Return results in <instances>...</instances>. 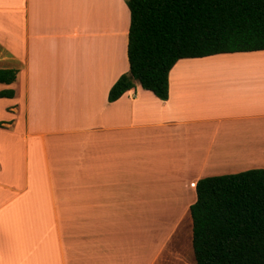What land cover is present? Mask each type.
Instances as JSON below:
<instances>
[{
  "label": "crops",
  "instance_id": "obj_1",
  "mask_svg": "<svg viewBox=\"0 0 264 264\" xmlns=\"http://www.w3.org/2000/svg\"><path fill=\"white\" fill-rule=\"evenodd\" d=\"M129 22L125 0H0V264H143L152 214L145 264H191L197 180L264 168V50L179 59L166 100L136 81L110 102Z\"/></svg>",
  "mask_w": 264,
  "mask_h": 264
},
{
  "label": "trees",
  "instance_id": "obj_2",
  "mask_svg": "<svg viewBox=\"0 0 264 264\" xmlns=\"http://www.w3.org/2000/svg\"><path fill=\"white\" fill-rule=\"evenodd\" d=\"M129 71L108 91L118 99L137 81L161 100L182 58L264 50V0H125ZM17 69L0 68V83ZM13 89L0 90L12 98ZM189 206L196 264H264V168L197 180Z\"/></svg>",
  "mask_w": 264,
  "mask_h": 264
},
{
  "label": "rangeland",
  "instance_id": "obj_3",
  "mask_svg": "<svg viewBox=\"0 0 264 264\" xmlns=\"http://www.w3.org/2000/svg\"><path fill=\"white\" fill-rule=\"evenodd\" d=\"M6 88L9 89V87H6ZM7 103H8L7 97L6 98L0 97V117L3 114H5V112H6L5 106ZM3 119H5V118H3ZM1 131H3V130H0V132ZM4 136H5V134L0 133V138H4ZM161 215L164 217L165 220H167L168 218H170L171 216H173L175 214H161ZM184 215H185V219H183V225L182 226L186 227L188 224V214H184ZM159 217H160L159 214H158V216H156L155 214H152V221L148 222V224L145 227H143V226H142V228L136 227V230H142L144 232V234L140 233V236H141V240H144L143 245L145 248V254H147L148 251L150 252L152 250L149 258H147V255H146V259L144 260L143 264L147 263V261L153 256V254H154L153 248H154L155 242L160 238V236L165 231H167L166 226L160 227L158 225L157 220ZM147 221H148V219H147ZM157 236H159V237H157ZM137 240H140V239H137ZM175 240L176 239L174 238L170 244V248L172 250L176 249ZM181 256H182V254H181ZM184 256H186V254ZM189 256H190V253H189ZM190 261H191V264H195L194 263L195 261H192V260H190ZM178 263L186 264L185 261H182V262L180 261V255L179 254H175L171 258L162 257L160 259V261L158 262V264H178Z\"/></svg>",
  "mask_w": 264,
  "mask_h": 264
}]
</instances>
